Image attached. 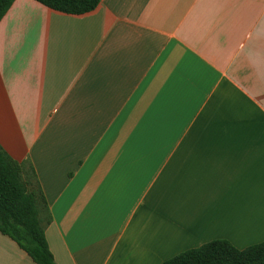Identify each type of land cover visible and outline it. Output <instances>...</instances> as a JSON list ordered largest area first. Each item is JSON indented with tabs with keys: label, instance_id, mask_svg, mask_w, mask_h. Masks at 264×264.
<instances>
[{
	"label": "crops",
	"instance_id": "crops-1",
	"mask_svg": "<svg viewBox=\"0 0 264 264\" xmlns=\"http://www.w3.org/2000/svg\"><path fill=\"white\" fill-rule=\"evenodd\" d=\"M0 146L43 194L56 264L264 242V0H15ZM0 264L35 263L0 233Z\"/></svg>",
	"mask_w": 264,
	"mask_h": 264
},
{
	"label": "trees",
	"instance_id": "trees-1",
	"mask_svg": "<svg viewBox=\"0 0 264 264\" xmlns=\"http://www.w3.org/2000/svg\"><path fill=\"white\" fill-rule=\"evenodd\" d=\"M15 0H0V21ZM59 13L83 15L102 0H34ZM50 215L32 172L0 146V233L14 241L35 264H56L45 229ZM163 264H264V242L239 250L226 240H214L187 250Z\"/></svg>",
	"mask_w": 264,
	"mask_h": 264
}]
</instances>
